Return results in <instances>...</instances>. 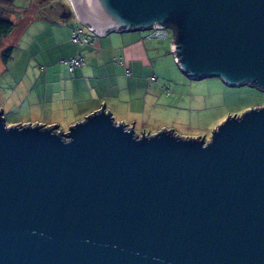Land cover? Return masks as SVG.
<instances>
[{
	"label": "water",
	"instance_id": "1",
	"mask_svg": "<svg viewBox=\"0 0 264 264\" xmlns=\"http://www.w3.org/2000/svg\"><path fill=\"white\" fill-rule=\"evenodd\" d=\"M100 36L171 29L190 79L264 91V0H68ZM0 264H264V105L210 137L136 133L103 105L69 125L0 108Z\"/></svg>",
	"mask_w": 264,
	"mask_h": 264
},
{
	"label": "crops",
	"instance_id": "2",
	"mask_svg": "<svg viewBox=\"0 0 264 264\" xmlns=\"http://www.w3.org/2000/svg\"><path fill=\"white\" fill-rule=\"evenodd\" d=\"M45 3L0 4V13L15 23L0 44V108L7 121L24 112L66 130L104 103L118 121L145 129L159 127L161 117L176 109L192 81L173 61L172 33L167 39H153L156 43L143 38L145 31H111L98 35L92 47L79 49L69 39L76 22L59 27L58 14L46 11ZM48 20L50 25H38ZM34 35H41L38 41L45 37V42L34 48ZM7 47H12L11 56L3 61L1 51ZM77 52L85 62L71 73L61 60Z\"/></svg>",
	"mask_w": 264,
	"mask_h": 264
},
{
	"label": "rangeland",
	"instance_id": "3",
	"mask_svg": "<svg viewBox=\"0 0 264 264\" xmlns=\"http://www.w3.org/2000/svg\"><path fill=\"white\" fill-rule=\"evenodd\" d=\"M45 1L46 3L44 6L47 7L46 11L55 13L56 15L58 14L57 18L61 23H56V25H60L59 27L65 26V23L68 21L78 22L74 13L68 18L60 17V14L63 11L62 7H70L68 0ZM50 21L51 20L42 21L39 22L38 25H50ZM33 23H36V21ZM34 25L35 24L28 29L31 36L35 27ZM45 35H48V33ZM40 36L41 35H34V37L37 38L36 41H31L34 48L36 43L38 46H41V44L45 42V37L38 41ZM150 41L156 42L155 40ZM26 46H28V40ZM171 56L177 66L172 51ZM190 81H192V83L189 86H186L183 89L182 94H180V97L178 98L179 102L175 105L176 109H173L169 115L161 117V125L159 127L152 128L149 126L145 129H140L139 126H136L134 128L135 132L140 133L145 131L155 133L160 129H172L175 134L180 136L205 137V139H208L212 131L228 115H240L246 109L264 105V91L249 84L231 86L224 83L218 77L190 79ZM9 120L10 121H7L5 119L7 124L41 123L37 122L38 118L35 115L26 114L24 112H19L17 115L10 116Z\"/></svg>",
	"mask_w": 264,
	"mask_h": 264
},
{
	"label": "built area",
	"instance_id": "4",
	"mask_svg": "<svg viewBox=\"0 0 264 264\" xmlns=\"http://www.w3.org/2000/svg\"><path fill=\"white\" fill-rule=\"evenodd\" d=\"M77 20L78 22L73 24L70 28V41L79 49L84 47H92L98 34L83 24L79 19ZM170 35L171 31L168 27L165 26L158 28L154 26L144 32L143 38L148 40L167 39ZM61 62L68 69V71L72 73L76 68L84 64L85 59L82 52H77L73 56L62 59ZM165 90L168 92L169 88H166Z\"/></svg>",
	"mask_w": 264,
	"mask_h": 264
},
{
	"label": "trees",
	"instance_id": "5",
	"mask_svg": "<svg viewBox=\"0 0 264 264\" xmlns=\"http://www.w3.org/2000/svg\"><path fill=\"white\" fill-rule=\"evenodd\" d=\"M12 0H0V4H9ZM15 23L9 19L8 17L4 16L3 13H0V44L3 37L8 35L14 28ZM12 52V47H7L2 49L1 51V58L3 61H7Z\"/></svg>",
	"mask_w": 264,
	"mask_h": 264
},
{
	"label": "flooded vegetation",
	"instance_id": "6",
	"mask_svg": "<svg viewBox=\"0 0 264 264\" xmlns=\"http://www.w3.org/2000/svg\"><path fill=\"white\" fill-rule=\"evenodd\" d=\"M62 9H63V11H64V10L66 11V10H68V9H69V7H67V8H65V7H62Z\"/></svg>",
	"mask_w": 264,
	"mask_h": 264
}]
</instances>
